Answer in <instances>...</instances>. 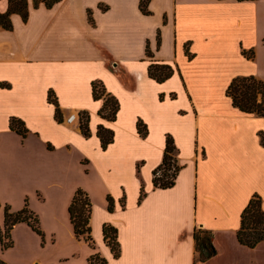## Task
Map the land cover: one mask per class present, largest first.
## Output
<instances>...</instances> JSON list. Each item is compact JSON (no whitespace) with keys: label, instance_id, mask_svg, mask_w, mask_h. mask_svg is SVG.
<instances>
[{"label":"crops","instance_id":"crops-1","mask_svg":"<svg viewBox=\"0 0 264 264\" xmlns=\"http://www.w3.org/2000/svg\"><path fill=\"white\" fill-rule=\"evenodd\" d=\"M141 1L61 0L47 9L27 0V20L13 13L12 28H0V228L4 206L17 212L27 204L43 234L15 225L12 247L0 245L7 264H16L5 253L18 230L34 236L38 250L52 249L45 264H88L95 253L106 264H194V228L213 232L217 252L197 264H238L264 245L236 240L254 194L264 211V118L225 95L233 78L264 82V0H150L148 14ZM7 10L0 0V13ZM151 65L173 73L157 82ZM105 96L117 102L113 120L100 114ZM79 113L89 117L87 137L79 121H67ZM12 118L24 137L10 129ZM99 130L112 134L105 148ZM167 138L180 169L174 185L160 189L153 178ZM78 189L91 203L92 246L75 237L69 218ZM103 225L117 231V258Z\"/></svg>","mask_w":264,"mask_h":264},{"label":"trees","instance_id":"trees-1","mask_svg":"<svg viewBox=\"0 0 264 264\" xmlns=\"http://www.w3.org/2000/svg\"><path fill=\"white\" fill-rule=\"evenodd\" d=\"M33 7L37 8L39 4H43L45 8L50 9L61 0H32ZM150 0H142L140 9L142 13L148 14L146 6ZM220 1V0H219ZM237 2H253L256 0H236ZM16 13L22 17L23 21L28 17L27 0H8V10L5 13H0V28L10 30L12 28L10 15ZM149 56V53L147 52ZM243 55L247 59L253 58V51H243ZM173 73L171 67L167 65H151L148 68V75L157 82H163ZM98 82L92 84L94 98L98 99L103 95V90H100ZM225 95L230 98L234 108L245 114L254 115L264 118V82L254 76H241L231 80L226 88ZM49 102L55 103L52 94H48ZM117 102L105 96L104 105L100 114L108 120H113L117 111ZM60 112L55 109V118L60 120ZM88 115L82 113V119L79 123L80 130L84 136H89ZM140 134L145 131L141 123L137 125ZM10 129L21 136H25L23 123L15 118L10 120ZM98 136L101 140L102 147L105 148L112 140V134L102 130L98 131ZM175 148L170 138L166 140V146L163 154L162 164L158 169H162L160 177L154 176L153 185L155 188L167 189L174 185V180L179 171V166L174 167L171 163L175 155ZM173 169V170H172ZM142 198V196H141ZM140 198V199H141ZM109 211H112V201L108 199ZM261 197L254 194L248 201L240 215V227L236 232V240L241 245L248 249H254L258 244L264 242V211L261 208ZM2 207L0 203V208ZM4 219L2 229L0 228V245L2 250H7L13 245L10 232L13 227L19 223L27 224L35 233L43 237L39 228V220L37 216L28 208L27 204L17 212H11L9 206L3 207ZM70 222L73 227L74 235L77 239H83L89 246H92V238L90 236V228L88 226L91 203L87 194L78 189L68 208ZM103 240L109 246L113 257L119 256V244L117 242V231L110 225H103L102 228ZM194 264L205 263L216 255V249L213 244V232L202 228H194ZM106 260L101 258L98 253L91 255L88 259V264H106ZM0 264H7L0 259Z\"/></svg>","mask_w":264,"mask_h":264},{"label":"rangeland","instance_id":"rangeland-1","mask_svg":"<svg viewBox=\"0 0 264 264\" xmlns=\"http://www.w3.org/2000/svg\"><path fill=\"white\" fill-rule=\"evenodd\" d=\"M178 166V165H177ZM34 236L21 230L15 232L16 246L14 249H10L5 253V257L16 264H25L31 259H37L39 264H45L51 260L53 252L51 248L44 251L38 250L35 244ZM82 253V248L77 249ZM4 252V251H3ZM249 254L244 255L240 258L238 264H264V245L260 246L258 250L254 252H248ZM216 264H229L225 257L216 262Z\"/></svg>","mask_w":264,"mask_h":264},{"label":"built area","instance_id":"built-area-1","mask_svg":"<svg viewBox=\"0 0 264 264\" xmlns=\"http://www.w3.org/2000/svg\"><path fill=\"white\" fill-rule=\"evenodd\" d=\"M81 119H82V113H79V115H77V117H76L75 115H70L69 118L67 119V121H68L69 123H74V122H76V121H79V123H80ZM171 163H172V165H173L174 167L177 166V162H176V157H175V155L173 156ZM172 170H173V169H172ZM161 173H162V169H157V170L155 171V176H156V177H160Z\"/></svg>","mask_w":264,"mask_h":264}]
</instances>
